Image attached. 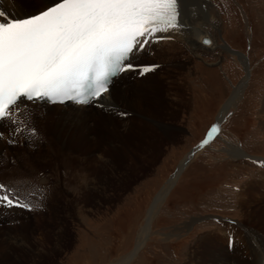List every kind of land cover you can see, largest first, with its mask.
<instances>
[{
  "label": "rangeland",
  "instance_id": "rangeland-1",
  "mask_svg": "<svg viewBox=\"0 0 264 264\" xmlns=\"http://www.w3.org/2000/svg\"><path fill=\"white\" fill-rule=\"evenodd\" d=\"M207 4V18L198 19L196 25L206 27L205 33L211 35L215 46L197 47L183 40L162 42L161 49L168 51L172 59L157 63L159 54H152L134 65L155 66L154 70L144 74L132 71L115 84V90H120L133 82L136 94L127 93L138 97L143 89L141 81L135 79L147 78L152 83L165 76L162 95L167 103L165 111L160 112V121L174 127L169 128V134L159 129V147L147 167L132 165L140 163V155L133 160L125 156L127 149L138 150L139 141L132 139L138 132L135 123L130 128L121 127L126 129L117 134L120 137L108 134L112 145L125 148L118 157L110 160L101 154V160L78 161H74L76 155H66L72 147L67 144L57 156L35 158L33 150L28 152L31 140H18V135L16 144H9L11 126L7 122L0 126L5 138L1 147L11 153L10 159L14 156L12 160L20 171L28 166L26 177L31 173L42 176L41 181L51 186V191L34 193L38 207L0 206V215L5 216L0 220V264H122L133 252L124 264H192L195 259L190 257L199 255L197 243L207 233L218 230L216 236L227 247L237 248L244 243L239 233L233 234L230 229L243 220L242 207L247 209L249 204L254 214L264 212V0H207ZM156 70L157 75L153 72ZM246 78L219 133L194 150L154 216L146 239L135 251L138 233L146 224L154 198L186 155L207 136L209 127L218 123L222 108ZM30 109L31 106L26 110ZM42 110V114L48 112ZM94 110L107 115L100 107L90 106L88 111ZM134 113L124 108L116 119L123 122L136 116V122L140 114ZM26 115L30 123L46 127L45 120L38 121L29 111ZM85 119L79 122L78 129L64 133L84 144L103 139L110 130L104 126L105 118L98 114L90 113ZM69 174L83 178L78 182ZM81 185L85 191L93 186L95 189L85 192ZM59 189L64 199L54 207H68L55 218L56 213L50 214L53 209L40 205L43 198ZM76 204L79 213L74 210ZM58 243H64V249Z\"/></svg>",
  "mask_w": 264,
  "mask_h": 264
},
{
  "label": "snow or ice",
  "instance_id": "snow-or-ice-1",
  "mask_svg": "<svg viewBox=\"0 0 264 264\" xmlns=\"http://www.w3.org/2000/svg\"><path fill=\"white\" fill-rule=\"evenodd\" d=\"M179 7V0H51L23 18L0 11V125L11 126L8 143L16 144L17 131L24 134L13 117L28 101L105 107L114 75L154 70L131 58L152 39L170 38L156 34L180 25ZM219 130L214 125L201 146ZM21 199L27 196L0 183V206H30Z\"/></svg>",
  "mask_w": 264,
  "mask_h": 264
},
{
  "label": "bare ground",
  "instance_id": "bare-ground-1",
  "mask_svg": "<svg viewBox=\"0 0 264 264\" xmlns=\"http://www.w3.org/2000/svg\"><path fill=\"white\" fill-rule=\"evenodd\" d=\"M39 2L40 3H38L37 5L35 4L29 5L28 3L21 2L20 0H0V11L10 12L14 16L23 18L28 14L37 13L41 11L51 3V0H40ZM179 5H180L179 10L181 13L180 25L177 28L170 29L167 32L156 34L157 36L162 35L165 37H170L169 40L168 38L166 39V41H160L161 39H152L144 48L141 49V51L138 54H136L131 58L133 64L136 63L137 61L142 62L145 58H149L152 54H159V59L156 61L157 63L163 64L164 62L166 63V60L169 61L170 59H172L171 56L167 55V53L170 54L168 51L161 49L164 44L162 42L175 43L178 40H183L192 43L197 47L215 46V42L213 43V39L211 35L209 33H205V31H207L206 27H204L203 25L202 28H199L196 25L198 19H201L202 17L207 18L206 17L208 11L207 0H179ZM205 36L211 38L210 44H205L203 42V37ZM153 47H156V49L155 50L151 49ZM131 72L132 71L121 72L119 76L114 79L112 85H110L109 91L108 93L105 94V98L103 100V104L105 105V107H100L101 110L104 109L107 111V115L97 113V111L95 110L90 112L93 115L98 114L99 116L105 118L104 126L110 127L109 132L103 136V139L99 138L97 142L93 140L90 143L83 144L79 142L78 138L69 137L70 134L69 131L72 128L78 129L81 125L79 122L81 120L83 122L86 121L85 118L90 116V113L88 111L89 107L90 106H93L94 108L98 107L96 106L95 103L88 105L76 104L73 102H66L64 104L61 103L51 104L43 100L37 101L35 103L32 101H28L23 108L16 109L13 118L16 119V121L18 122V127L22 129L24 133L21 134L20 131H17L16 137L19 135L17 139L21 140L22 138L27 139L28 137H31L30 139L31 141H29L31 147H29L30 150L28 149V152L33 150L35 153V158H46V157L49 158V157L57 156L63 152V147L67 144V145H71L72 147L69 148L67 154L65 153V151L64 153L69 157L72 155H76V159L74 161H78V159L101 160L103 159V157H101V154H106V159L110 158V160H112L114 159V157H118L117 154H119V152L122 153V151H124L123 149L125 148L118 147L117 145H112L111 144L112 140L109 139L108 134L111 133L112 135H117L119 134V132L122 133L123 132L122 130L125 131L126 127L130 128L131 124L135 123L134 125L136 126V128H138V132H136V134L132 136L133 137L132 139H136V141H139V144L136 143V146L137 145L138 146L137 147L134 146V148L136 147L138 150L132 152L131 150L127 149L124 151L125 156L128 154L129 158L133 160L140 155L141 156L140 163H138L137 165V162L136 164L133 162L132 165L136 167V166H141L142 164V166L147 167L148 163L151 162V159L153 158V151L159 147V142H158L159 137L157 138V136H159L158 135L159 129H163V132L169 134L170 133L169 128L174 127V125L171 123H167L165 125L163 121H160V117H161L160 112L165 111L164 105L165 103H167L162 95L163 92L162 87H164V83L162 80L163 78H165V76L164 77L162 76L163 78L161 80L152 83L149 80H147V78L145 79V81H142V79L141 80L135 79L134 80L135 82L141 81L139 84L142 85L143 91L142 93H138L139 94L138 97H133L131 96V94L137 88V85L134 84L133 82L128 84L126 87H123L120 90H115V84L119 83L122 79L128 77V73L131 74ZM153 72L155 75H157L158 71L156 70ZM137 74H139V72H137ZM248 78H246L243 83H241L238 87L235 88L232 98H230L229 101L222 108L221 113H219L218 115V123H217L218 126H220L224 116L229 110L230 105H232L233 101L236 100V97L240 93V90H242L246 85ZM129 91L132 93H127ZM133 94L135 95L136 92H134ZM29 106H31V109L26 110L29 108ZM124 108L131 109L135 113L140 114L139 115L140 118L135 122L136 116H132L131 118L123 119L122 120L123 122H120L119 120L116 119V114L121 112ZM42 109L48 110V112L46 114H42L43 113ZM27 111H29L31 115L32 114L33 116L35 115L38 121L43 123V120H45L44 123L46 127L44 128L43 124L39 126L35 123L33 124L30 123L28 120V116L26 115ZM57 111H58V115H56ZM21 112L25 114L22 115ZM142 114H144V117ZM28 125H32V127L35 128L36 130L35 134L32 131H30ZM118 125L120 126L117 127ZM48 126H50L51 129H49ZM124 126L126 127L124 129H121V127ZM47 129L49 130L47 131ZM64 132H67L69 134H65ZM72 135L74 134L72 133ZM123 136L126 137V135ZM117 137L120 136L117 135ZM129 138L131 137L128 136V140ZM2 142L3 143L5 142V138L0 139V172L3 171L2 176L0 175V183H3L5 185H11L13 186L14 191H20L25 196H27V200L23 199L21 203H27L30 201V205H32V207L36 206L34 202L35 200L34 193L39 191L44 192L45 189L51 191L50 190L51 186L48 185V182L41 181L42 176H36L35 174L31 173V177H26L25 175H27L26 172L28 166L23 171L21 169L22 171L21 172L19 166H17L15 164L16 162L14 163L12 160L13 158L15 161L14 156L10 159V156H12L11 153L9 154L8 152H6V150H3V148L1 147ZM193 152L194 149L192 152L190 151L186 155V157L182 160L180 165H178L175 173L168 179L163 190L156 195L153 202L151 203L147 212L146 224L142 227V229L138 233L135 251H137L141 247L144 240L146 239L154 216L156 215L161 204L167 198L171 189L174 187L181 172L188 164L190 160L189 158L190 157L192 158L191 153ZM69 157H67V160H69V162L73 161V159H70ZM142 160L143 162H141ZM69 175H70L69 177L71 178L76 177V180L78 182L83 178V176H81L80 174L77 175L69 174ZM92 185H94V183ZM81 187L84 190V186L81 185ZM93 189H95L94 186L92 189H88L84 191L85 192L94 191ZM63 194L64 192H62L59 189V191H57L56 193H51L52 196L47 195L48 198L47 197L43 198L41 201L42 205L40 206L45 205L48 206L50 209H53L52 211H50V214L56 213V215H53L56 218L57 216L62 214L63 209H66V207H68L67 205L61 207V209H55L54 207V204L57 203L59 199L60 200L64 199ZM78 204L74 206V210L78 211L79 213L80 210H77ZM246 206L247 209L245 207L244 208L242 207L243 209L242 215L244 216L243 220H239L236 222L235 225L230 226L232 233L233 234H235V232L239 233V235L244 239V243L241 246H238L237 248H234V246L229 247V245L227 247L225 245H222V242L216 236L219 234L218 230L207 233L203 238V240L197 243L198 245L197 253L199 255L197 256V254H195L193 258L192 256L190 257L191 259H195V261L194 260L192 261L193 262L192 264H262L263 263L264 212L259 214H254V211L249 209V204H246ZM45 214L46 213L44 212L42 215L44 216ZM4 218H5L4 214L0 215V220L3 221ZM254 218H256L257 220H253ZM64 245H65L64 243H58V246L61 249L62 248L64 249ZM133 253H131L130 256L128 255L127 257H125L120 263L124 264V262L129 261V259L133 257V256L131 257Z\"/></svg>",
  "mask_w": 264,
  "mask_h": 264
},
{
  "label": "water",
  "instance_id": "water-1",
  "mask_svg": "<svg viewBox=\"0 0 264 264\" xmlns=\"http://www.w3.org/2000/svg\"><path fill=\"white\" fill-rule=\"evenodd\" d=\"M206 41H208V42L206 43ZM203 42H204L205 44H210V42H211V38L208 37V36H205V37H203ZM176 170H177V169H176Z\"/></svg>",
  "mask_w": 264,
  "mask_h": 264
}]
</instances>
